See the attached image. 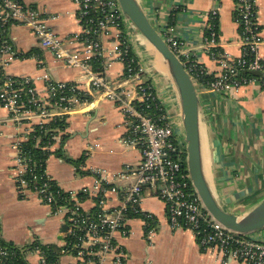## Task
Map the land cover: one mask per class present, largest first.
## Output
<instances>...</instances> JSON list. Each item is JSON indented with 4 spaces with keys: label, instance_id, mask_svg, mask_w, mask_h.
<instances>
[{
    "label": "built area",
    "instance_id": "built-area-1",
    "mask_svg": "<svg viewBox=\"0 0 264 264\" xmlns=\"http://www.w3.org/2000/svg\"><path fill=\"white\" fill-rule=\"evenodd\" d=\"M72 2L79 8L83 31L64 39L50 25L56 16H46L22 0H0V104L9 112V121L23 129L14 144L17 188L22 195L34 194L54 215L63 216L66 237L60 257L72 256L70 264H125L127 254L117 236L130 233L128 219L142 218L150 245L156 232L155 215L142 209L143 198L148 194L166 205L172 228L192 230L204 251H216L219 264H264V242L226 229L204 208L187 171L186 149L182 150L178 142L183 136L180 123L172 119L154 82L144 80L147 69L134 51L118 0ZM234 2L235 19L240 26L239 56L221 48L219 8L209 13L203 48L216 63V72H211L192 51L190 42L176 36L173 26L162 32L196 85L222 95L238 93L249 85L264 90V35L258 21L257 1ZM15 25L27 27L40 46L66 68L80 69L81 82L56 80L50 72L36 78L8 74V66L19 57L9 36V29ZM102 37L111 41L109 48ZM78 41L81 47H74ZM113 62L124 67L118 80L110 79L101 69ZM37 82H44V93L37 89ZM99 98L120 108L130 125L123 142L141 150L142 162L135 167L126 165L112 176L105 168L86 171L83 161L76 168L93 177V188L65 191L47 172L48 158L35 162L24 152L22 144L33 137L35 146L49 152L50 157L60 131L47 133L45 126L57 118L67 120L70 114ZM37 127L45 132L34 134ZM46 135L49 137L45 140ZM97 147L98 144L90 145L85 157ZM118 179L127 184L120 187ZM64 193L66 197L62 196ZM110 195L119 198L118 204L109 205ZM84 197L94 201L92 210L82 208L87 199ZM31 250L39 255L38 264L59 262H51L38 247ZM18 251L20 255L16 256L15 251L0 242V264H28L26 249Z\"/></svg>",
    "mask_w": 264,
    "mask_h": 264
},
{
    "label": "crops",
    "instance_id": "crops-1",
    "mask_svg": "<svg viewBox=\"0 0 264 264\" xmlns=\"http://www.w3.org/2000/svg\"><path fill=\"white\" fill-rule=\"evenodd\" d=\"M22 1L38 8L46 16H56L50 25L62 38L82 34L79 8L72 0ZM256 1L258 21L264 35V0ZM139 2L159 32L173 26L176 36L190 42L192 51L211 72H216L218 68L205 53L203 46L209 13L218 7L221 48L232 56L240 55V26L235 19L234 0ZM9 36L19 57L8 66V74L36 78L50 72L56 80L81 82L80 69L66 68L57 61L49 50L40 46L27 27L12 26ZM101 39L109 48L111 41L105 37ZM81 45V41H78L74 47ZM142 52L146 61L152 64L154 61L161 67L155 54L148 49H142ZM101 69L113 80H118L124 71L119 62ZM147 73L160 94L156 81L165 85V80L158 78L155 81ZM36 87L44 93V82H37ZM197 89L204 112L202 142L206 161L225 207L243 216L264 198V90L249 85L238 93L222 95L202 86H197ZM167 99L169 101V97ZM167 101L165 107L173 116L176 114L175 107L168 106L167 103L173 102ZM9 117V112L0 104V240L26 249L27 263L38 264L39 255L32 252L30 246L38 242L62 249L66 224L63 216L54 215L51 208L34 194L27 192L22 195L18 191L15 171L17 152L14 144L19 141L23 129L10 122ZM67 123V128L60 130V138L47 161V172L63 190L78 192L85 186L93 188V177L78 170L73 161L81 157L84 158L86 171L105 168L112 176L126 165L135 167L142 162L141 150L123 142L130 125L114 102L94 99L92 105L70 114ZM176 132H181L177 126ZM93 144H98V147L89 157H85L84 153ZM116 183L123 187L127 181L118 179ZM78 196L83 197L81 194ZM84 198L87 199L82 202V208L92 210L94 201ZM109 198L110 206L118 204L117 196L110 195ZM142 209L155 215L156 232L150 245L145 237L142 218L135 216L128 219L130 233L117 236L127 254L125 264H219L216 251H204L192 230L170 226L166 205L160 199L146 194ZM251 235L264 242V229ZM73 259L70 255H63L58 264H70ZM229 264L244 263L232 261Z\"/></svg>",
    "mask_w": 264,
    "mask_h": 264
},
{
    "label": "water",
    "instance_id": "water-1",
    "mask_svg": "<svg viewBox=\"0 0 264 264\" xmlns=\"http://www.w3.org/2000/svg\"><path fill=\"white\" fill-rule=\"evenodd\" d=\"M118 2L126 26L134 30L145 49L157 56L165 81L173 91L186 145L187 171L204 208L226 229L240 235H250L263 230L264 198L243 216L228 210L221 200L203 148L202 102L197 85L183 61L151 22L139 0Z\"/></svg>",
    "mask_w": 264,
    "mask_h": 264
},
{
    "label": "trees",
    "instance_id": "trees-1",
    "mask_svg": "<svg viewBox=\"0 0 264 264\" xmlns=\"http://www.w3.org/2000/svg\"><path fill=\"white\" fill-rule=\"evenodd\" d=\"M67 126H68V123H67V120L65 118H57V119H55V121L47 124L45 126V128L48 130L46 132L50 133L49 132L50 130H58V131L65 130L67 128ZM43 129L39 130V128L37 127V131H35L34 134H38L40 132L44 133L45 131H43ZM47 137H49V135H46L44 139L46 140ZM35 144H36L35 139L33 137H31L27 142H24L22 144V148H23L24 152L29 153L32 156V158L35 162L41 161V160H44V162H45V159L49 158V152L39 149L38 147L35 146ZM184 159H185V157H184ZM73 161L76 163V165H78L84 161V158L81 157L80 159L73 160ZM38 169L41 170V168H38ZM62 196L66 197L67 194L64 193V194H62ZM0 242L3 245H5V246L9 247L10 249H12L13 251H15L17 253L16 256L20 255V253L18 251L19 250L18 247L14 246L10 243H7L3 240H0ZM36 247L40 248V250L48 257V259L51 262L55 263V262L59 261L60 251H61V249H59V247L54 246V245H44V244H40L38 242H34L30 246L31 249L36 248Z\"/></svg>",
    "mask_w": 264,
    "mask_h": 264
},
{
    "label": "bare ground",
    "instance_id": "bare-ground-1",
    "mask_svg": "<svg viewBox=\"0 0 264 264\" xmlns=\"http://www.w3.org/2000/svg\"><path fill=\"white\" fill-rule=\"evenodd\" d=\"M128 33L130 35V38L133 42V45L137 51V54L142 62V64L144 65V67L147 69V71L150 73V75L155 79V81L159 78H162L165 80L164 76H163V71L161 70V67L159 66V64H152L148 61H146L144 59V56H143V52H142V49H144L139 37L136 35V33L134 32V30L130 27H128ZM147 54V53H146ZM156 56V55H155ZM152 59V58H151ZM157 59V58H156ZM158 62V61H156ZM158 81V80H157ZM156 81V83H157ZM157 85H159L158 89L160 91V93L162 92L161 90H164L165 92L169 93L171 95V98H169L170 100L169 101H172L173 104H174V107H175V111L177 113V119L179 121V115H178V109H177V105H176V101L174 99V94H173V91L171 90L170 86L166 83L165 81V85H160L157 83ZM168 100V99H167ZM172 112V111H171ZM173 113V112H172Z\"/></svg>",
    "mask_w": 264,
    "mask_h": 264
},
{
    "label": "rangeland",
    "instance_id": "rangeland-1",
    "mask_svg": "<svg viewBox=\"0 0 264 264\" xmlns=\"http://www.w3.org/2000/svg\"><path fill=\"white\" fill-rule=\"evenodd\" d=\"M135 51H136V49H135ZM137 52V51H136ZM143 78H144V80H148L149 79V74L148 73H145L144 74V76H143ZM157 84V83H156ZM162 92L160 93V97H161V100H162V102H163V104L165 105V101H167V98L169 97L170 98V94L169 93H167V92H165L164 90H161ZM163 96H165V100H164V97ZM168 96V97H167ZM170 100V99H169ZM167 102H169V101H167ZM168 104V106H170L171 107V105H173L174 106V104L173 103H167ZM172 119L175 121L176 120V122H177V113L175 114V115H173L172 116ZM180 127H181V125H180ZM178 142H179V144H180V146H181V148H182V150H184L185 151V141H184V139H183V136H181L180 135V137L178 138ZM245 236H247V237H249V238H252V239H254L253 237H251L252 235L250 234V235H245ZM256 240V239H255ZM257 241H259V240H257ZM261 242H263V241H261Z\"/></svg>",
    "mask_w": 264,
    "mask_h": 264
}]
</instances>
